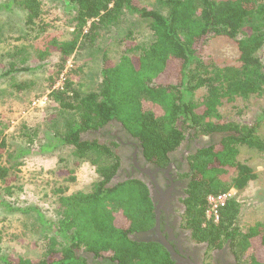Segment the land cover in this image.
<instances>
[{
	"label": "trees",
	"instance_id": "obj_1",
	"mask_svg": "<svg viewBox=\"0 0 264 264\" xmlns=\"http://www.w3.org/2000/svg\"><path fill=\"white\" fill-rule=\"evenodd\" d=\"M157 1L166 8L165 13L139 6L138 0H68L75 11L73 37L67 41L53 38L38 54L43 59L49 51L58 52L59 72L82 37L90 38L97 28L116 22L125 11L147 21L153 40L138 47L137 54L130 53L133 48L127 49L116 62L104 58L96 92L82 94L69 79L51 90V100L66 117L63 123L52 121V130L46 131L51 136L40 145V151L57 143L69 145L73 157L94 167L97 179L88 191L58 195V219L51 224L55 234L48 237L41 258L0 254L4 264H90L89 256L97 264H172L159 243L130 238L154 224V206L146 184L136 178L110 184L120 164L112 148L116 144L84 136L110 121L120 123L153 164L169 162V154L187 137L217 134V139L188 157L183 225L198 241H208L213 247L230 239L240 264H264V221L241 230L237 225L243 208L240 200L225 199L216 221L206 217L209 196L230 189L240 191L256 178L253 169L238 159L239 147L264 152V139L257 133L261 117L246 124L225 120L219 114L224 102L264 96V63L257 56L264 45V0ZM13 6L24 11L26 25L37 26L41 20L39 0L0 2V9ZM210 35L235 43L238 57L234 64L216 65L204 58L203 48ZM12 70L20 69L11 63L5 74ZM12 86L20 90L23 83ZM199 89L204 90L203 95L195 98ZM21 128V136L31 146L35 133ZM5 146L2 136L0 185L9 194L10 168L2 160ZM25 153L21 149L17 156ZM228 169L234 174L226 180ZM23 210H35L39 221L49 224L36 207Z\"/></svg>",
	"mask_w": 264,
	"mask_h": 264
},
{
	"label": "rangeland",
	"instance_id": "obj_2",
	"mask_svg": "<svg viewBox=\"0 0 264 264\" xmlns=\"http://www.w3.org/2000/svg\"><path fill=\"white\" fill-rule=\"evenodd\" d=\"M39 1L41 20L37 26L26 25L25 13L17 6L0 9V137L6 140L2 160L10 168L9 185L12 187L7 194L0 185V254L31 260L44 255L48 237L55 234L51 224L58 219V195L88 191L97 179L94 167L73 157L69 145L57 143L48 151H40V145L47 143L50 134L46 131L52 130V121L63 123L66 117L51 100V90L69 79L82 94L96 92L104 58L116 62L127 49L133 48L130 53L137 54L138 47L153 40L147 21L136 13L125 11L116 22L97 28L90 38L82 37L59 72L58 52L49 51L43 59L38 54L53 38L67 41L73 37L75 11L68 0ZM138 3L142 7L166 11L157 0H138ZM89 26L90 22L83 33ZM203 55L216 65L234 64L238 51L232 40L210 35ZM257 56L264 63V45ZM11 63L20 70L5 74ZM24 67L27 69H22ZM16 82L23 83L20 90L12 86ZM203 92V89L197 90L194 97H200ZM219 114L225 120L246 124L261 117L257 133L264 139V96L224 102ZM22 126L35 133L31 146L20 134ZM21 149L26 153L18 157ZM238 159L256 174L244 189L231 192V197L243 203L237 225L245 231L256 222L264 221V152L242 145ZM233 174V170L228 169L224 179ZM30 207H36L49 224L43 225L35 210H23ZM0 264L4 263L0 261Z\"/></svg>",
	"mask_w": 264,
	"mask_h": 264
},
{
	"label": "flooded vegetation",
	"instance_id": "obj_3",
	"mask_svg": "<svg viewBox=\"0 0 264 264\" xmlns=\"http://www.w3.org/2000/svg\"><path fill=\"white\" fill-rule=\"evenodd\" d=\"M84 136L90 140L97 138L99 143L102 142L98 139H102L106 141L103 143L116 144L117 147L113 149L120 158V164L110 184L130 178L139 179L146 184L154 206V224L145 231H150L152 234L157 232L154 227L155 210H158V232L168 240L181 260L196 264H240L230 239H226L218 247H213L208 241H198L192 236V231L183 225L188 157L212 139H217V134L206 136L208 139L187 137L183 146L181 144L169 154L170 160L164 165L147 161L138 141L128 135L122 125L116 121H110L102 129L87 132ZM167 253L172 264H175L176 260L168 251ZM93 259L89 256L90 264H97Z\"/></svg>",
	"mask_w": 264,
	"mask_h": 264
},
{
	"label": "water",
	"instance_id": "obj_4",
	"mask_svg": "<svg viewBox=\"0 0 264 264\" xmlns=\"http://www.w3.org/2000/svg\"><path fill=\"white\" fill-rule=\"evenodd\" d=\"M115 182L116 181H114L113 183H115ZM155 220H156V225L154 227V230L157 231L155 234H152L150 231L138 232L135 235H131L130 238L132 240H134V241H137V242H150V241H153V242L159 243L160 245H162L169 252L171 257L176 260L175 264H181V263H183V264H196V263H191L188 260H181V258L178 257V255L173 250L172 246L169 244L168 240H166L158 232V223H159V211L158 210H155Z\"/></svg>",
	"mask_w": 264,
	"mask_h": 264
},
{
	"label": "built area",
	"instance_id": "obj_5",
	"mask_svg": "<svg viewBox=\"0 0 264 264\" xmlns=\"http://www.w3.org/2000/svg\"><path fill=\"white\" fill-rule=\"evenodd\" d=\"M234 189H230L228 192L218 195V196H209L207 198L208 208L206 210V217L213 218L215 221L218 218L217 210L218 207L224 203L225 199L231 197V192Z\"/></svg>",
	"mask_w": 264,
	"mask_h": 264
}]
</instances>
